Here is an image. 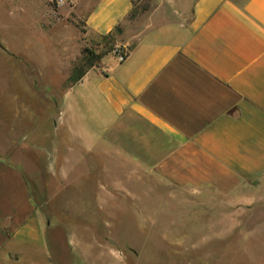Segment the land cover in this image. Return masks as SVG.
Wrapping results in <instances>:
<instances>
[{"label":"crops","instance_id":"crops-1","mask_svg":"<svg viewBox=\"0 0 264 264\" xmlns=\"http://www.w3.org/2000/svg\"><path fill=\"white\" fill-rule=\"evenodd\" d=\"M53 1L0 0V56L25 67L15 71L25 83L10 117L0 85V264H63L56 239L55 263L47 238L54 224L38 208L28 172L36 180L62 172L64 192L75 186L87 198L82 177L74 184L71 175L90 174L94 197L80 204H94L87 207L96 228L112 230L116 214L139 220L135 206L141 230L150 231L155 197L177 204L155 191L166 190L200 205L221 198L223 220L239 221L234 227L247 235L248 221L264 213V0H72L58 12L81 23L87 41L119 38L127 50L123 61L116 50L104 53L82 76L76 67L71 75L56 70V46L65 44L72 59L83 39L69 22L72 34L55 37ZM141 1L151 2L139 31L140 18L130 15ZM18 30L27 31V45ZM56 73L68 77L57 97ZM22 93L37 111L25 132ZM175 213L181 220V208ZM95 245L69 248L71 264H119V249L98 254Z\"/></svg>","mask_w":264,"mask_h":264},{"label":"rangeland","instance_id":"rangeland-1","mask_svg":"<svg viewBox=\"0 0 264 264\" xmlns=\"http://www.w3.org/2000/svg\"><path fill=\"white\" fill-rule=\"evenodd\" d=\"M17 0H13L16 3ZM151 1H141L136 5L134 10V18L139 17V21H135V25L142 29V16L149 9ZM34 6V4H30ZM50 5L54 9L55 13V37L56 38H68L72 33L68 27V22L75 24L73 20L62 18L58 12V6L51 2ZM34 9V7H31ZM16 14L18 11H16ZM7 16V15H6ZM7 16L6 19L8 20ZM4 19V18H3ZM134 20V19H133ZM79 27L83 40L80 44V55L77 53L70 59L71 56L63 54L65 44L56 46V50L60 51V59L56 61V70L59 68L61 73L73 72L75 67L81 66L84 58L89 56L94 60V64H98V60L95 56L99 54L107 53L110 50H116L117 53L125 55L127 50L124 49L116 38L114 41L109 39H103L100 37H92L89 41L88 36L85 35V29L80 23H76ZM21 33L20 37L23 38V45H27L28 39L27 31L18 30ZM16 33V32H14ZM130 48V47H129ZM41 54L40 51L36 55ZM77 56L76 60L74 59ZM42 56L39 55V59ZM38 62H42L41 60ZM22 61L14 60V58H4L0 56V85L7 91L6 103L9 109L4 110L8 117L12 105L14 103V93L20 88H23L25 83L23 78H15V71L25 69ZM29 68L30 66L36 67V62L28 60L26 62ZM71 69L68 68L71 65ZM55 69V67H54ZM44 70L49 75L53 73V67L51 65H44ZM58 71V70H57ZM60 75V72H57ZM55 74L54 82L58 90H56V97L62 93V88L65 87L67 76H58ZM27 80V79H26ZM23 100H18L16 106H21L23 102L24 108L20 121L23 123L24 132L29 127L30 116L36 110L33 108L32 101L25 98H30L29 93H22ZM12 115V114H11ZM13 116V115H12ZM43 116V115H40ZM15 119V117H14ZM58 151L62 152V131H59L55 135ZM61 162V158H57ZM58 162V161H57ZM61 164V163H60ZM78 168V164L76 165ZM28 172V180L32 188L34 199L38 204V208L47 220H50L54 225L52 230H47V238L50 244V249L57 263V250L55 246V239L60 244V252L62 256L63 264H71L69 248H81L85 246V243L96 244V248H102V252L110 253V248L119 249V264H264V213L256 215V220L248 221L245 228H247V235H242V231H239L234 225H238L239 221L225 222L223 220V200L221 198H214L211 204L200 205L197 200L189 198H179L173 196L170 191L155 190L158 193H167L172 195L171 198L179 202H183L181 205L174 204L173 202H160L158 196L156 202L150 205V231L143 233L142 225L146 222L142 221V209L136 210L139 220L128 219L127 216L122 214H116V221H112L111 224H115L112 230L103 227L102 229L97 226L93 227V220L95 211L88 210V207L93 210L94 204H80V199L83 201H90L89 197H94L95 188L93 180H89L90 174H79V171L71 175V179L75 180L74 184H78V179L82 177V181L87 188L83 190V193H87L88 198L82 193L81 189L72 187L64 192L63 180L64 175L62 172L56 173H40L38 179H34ZM68 179V178H67ZM82 183V184H83ZM154 195V194H152ZM83 197V198H82ZM71 199V201H70ZM163 200L165 196H162ZM154 201V199H153ZM127 207V206H126ZM86 208V209H85ZM176 208H181L182 214L181 220L175 221ZM160 215H162L160 220ZM90 221V222H84ZM109 224V222H107ZM139 225L138 229L134 225ZM104 225V224H102ZM91 226V227H90ZM154 226H157L154 228ZM153 227V229H152ZM91 233H88V231ZM67 233L76 236L77 241L73 243L70 241ZM110 233V235H109ZM112 233V235H111ZM89 235L92 237L85 238ZM78 236V237H77ZM96 236V237H94ZM85 240V243H84ZM69 241V243H68ZM57 242V243H58ZM83 242V244H82ZM99 242V244H97ZM82 244V246H81ZM104 264V263H103ZM109 264V263H107Z\"/></svg>","mask_w":264,"mask_h":264},{"label":"trees","instance_id":"trees-1","mask_svg":"<svg viewBox=\"0 0 264 264\" xmlns=\"http://www.w3.org/2000/svg\"><path fill=\"white\" fill-rule=\"evenodd\" d=\"M134 12H132V14L130 15V18L133 19L134 18ZM110 37H108L107 39H109ZM106 39V38H104ZM91 55L93 56L92 53H90L89 56L84 58L83 63L81 64V66L76 67V72L79 76H82L85 72V70L89 69L90 67L94 66V60L93 58H91ZM104 54H99L98 56H95V58L98 60V62L100 61V59L103 57Z\"/></svg>","mask_w":264,"mask_h":264},{"label":"built area","instance_id":"built-area-1","mask_svg":"<svg viewBox=\"0 0 264 264\" xmlns=\"http://www.w3.org/2000/svg\"><path fill=\"white\" fill-rule=\"evenodd\" d=\"M72 2V0H54V3L57 5V6H63V5H67V4H70ZM125 55H122L120 54L119 55V61H123L125 59Z\"/></svg>","mask_w":264,"mask_h":264}]
</instances>
